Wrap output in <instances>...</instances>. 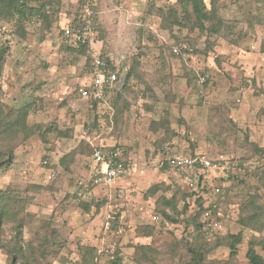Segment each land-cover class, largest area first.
Masks as SVG:
<instances>
[{
  "label": "rangeland",
  "instance_id": "1",
  "mask_svg": "<svg viewBox=\"0 0 264 264\" xmlns=\"http://www.w3.org/2000/svg\"><path fill=\"white\" fill-rule=\"evenodd\" d=\"M2 1L0 115L28 112L29 128L0 143L15 154L0 172V264H192V249L203 264H250V245L264 256V0H204L205 29L188 0H97L95 49L121 72L99 102L80 92L90 49L61 33L76 0H48L47 20L6 16ZM93 144L118 149L126 176L93 185ZM169 152L224 166L191 183L164 167ZM201 204L214 207L197 221Z\"/></svg>",
  "mask_w": 264,
  "mask_h": 264
},
{
  "label": "built area",
  "instance_id": "2",
  "mask_svg": "<svg viewBox=\"0 0 264 264\" xmlns=\"http://www.w3.org/2000/svg\"><path fill=\"white\" fill-rule=\"evenodd\" d=\"M78 3L83 23L78 27H64V36L70 45L75 47L87 45L91 52L90 82L89 85L80 88L81 95L98 102L105 101L109 97V93L118 85L119 77L100 51L95 49L96 43L99 42L96 38L95 6L97 0H78ZM174 50L177 54H181L189 51L190 47L187 43H183L176 45ZM93 146L94 151L90 164L93 185L107 186L127 174V167L124 166L118 149H108L104 145ZM165 161L171 170L183 175L191 183L205 179L220 169L217 162L198 154L185 155L169 152L164 159ZM47 162L45 161V163ZM52 175L55 177L56 173ZM209 214L206 215L209 216ZM157 218L156 215L153 216L154 220ZM110 219L111 215H108L105 223L106 230H110ZM216 225V223L211 222L209 226H206V229L216 227Z\"/></svg>",
  "mask_w": 264,
  "mask_h": 264
},
{
  "label": "trees",
  "instance_id": "3",
  "mask_svg": "<svg viewBox=\"0 0 264 264\" xmlns=\"http://www.w3.org/2000/svg\"><path fill=\"white\" fill-rule=\"evenodd\" d=\"M49 1L48 0L47 1L45 0V2H44V0L38 1V2H40L39 6L34 7V6H30L28 4V0H4L2 2L5 4L7 11L3 12V14L8 16L9 14L12 13V15H14V16L17 15L18 18H24V16L27 14V11H29L31 14L40 15L43 17V19L47 20L49 15H48V13L45 12V7H46L45 5ZM188 3L190 4L191 11H190V13H188V10H187V14H189V17H191V18L194 17L195 26H198L201 29H205L206 28L205 22L207 20H211L214 17V14H215L214 10H212V9L209 10L207 8V4L205 3L204 0H188ZM7 12H9V13H7ZM174 14L176 15L175 10L172 13V16ZM178 18L179 17L175 18V22L180 24L179 23L180 21ZM191 18H189V20H187V21H191ZM82 23H83V17H82V13L80 11L79 3H78V15H77V17H75V19L73 21L70 22L69 26L78 27V26L82 25ZM183 24H185V23H183ZM61 33H62V36L65 38L63 30L61 31ZM78 47H81L83 50H85V48L88 46L87 45H80ZM5 52H6V49L4 47H0V70L2 69V64H3L2 60L4 59V53ZM104 58L111 64L112 69L117 72L118 77L120 78L121 72L115 68V65L112 64L109 57L104 56ZM128 74H127V71H125L124 75H126V77L128 76ZM27 116H28V112L19 111L17 113V117L13 121H5V116L2 117V115H0V143L2 142V140H4V137L7 134H10L11 137L15 138L17 132H19L20 130L23 129V130L28 131L29 127H28V124L26 121ZM112 150H114V149H112ZM258 150H262V149H258ZM93 151H94V146H92L91 155H93ZM263 152H264V149H263ZM14 158H15L14 145L6 146L4 151L0 152V172L2 169L10 167L11 165H13ZM122 162L124 163V166L127 167V163H125V161H123V160H122ZM213 162H215V161H213ZM216 162H218V161H216ZM217 164H219L220 166H224V164L222 162H219ZM164 167L170 168L166 161L164 162ZM224 170H225V167H224ZM201 180H203V179H201ZM155 188H156V186L154 187V189ZM154 189H153V191H154ZM150 190H152V189H150ZM218 191L220 192V189ZM160 201L164 202L165 204L170 206L171 209L175 208L176 202H174V200L162 198V199H160ZM254 202H253V204H254ZM201 205L203 206V204H201ZM213 207H214L213 204H210L209 207L203 206L202 212L199 214V217H197V221H199L200 216L202 217L203 214H204V216L206 215L207 209H210ZM258 208H261V207L258 206ZM258 211L260 213L263 212L261 209H259ZM158 212H160L165 218H167L173 222L177 221L176 218L172 214L168 213L166 210H158ZM255 214L258 215V212H256ZM155 215L159 218V216L157 214H155ZM1 221H2V218L0 217V225L2 223ZM209 224H210L209 221H206V220L201 221L200 220V222H198V224H197V228H205L206 229V225L209 226ZM241 239H242L241 234L231 235V240L229 242V246L231 247V257L232 258H235L237 255V244L240 243ZM263 247H264V245H263ZM192 252H193L192 264H203L202 263L203 255L194 249H192ZM247 257L249 259L250 264H264V256L259 254L253 245H250V247L248 248ZM111 263L112 264H121L120 257L118 255H115L113 257V259L111 260Z\"/></svg>",
  "mask_w": 264,
  "mask_h": 264
},
{
  "label": "crops",
  "instance_id": "4",
  "mask_svg": "<svg viewBox=\"0 0 264 264\" xmlns=\"http://www.w3.org/2000/svg\"><path fill=\"white\" fill-rule=\"evenodd\" d=\"M76 2H77V4H78V0H76ZM97 6H98V1H97V3H96V6H95V10H96V31H97V17H98ZM73 20H74V19H73ZM73 20H71V21H73ZM69 24H70V23H68L67 25L63 26L62 29H61V31L64 29V27L69 26ZM112 64L115 65L113 62H112ZM93 145H94V144H93ZM47 164H48V162H47ZM90 175H91V168H90ZM125 176H126V175L120 177V178L117 179V180L119 181L120 179H122V178L125 177ZM117 180H115L114 182H116ZM114 182H113V183H114Z\"/></svg>",
  "mask_w": 264,
  "mask_h": 264
}]
</instances>
